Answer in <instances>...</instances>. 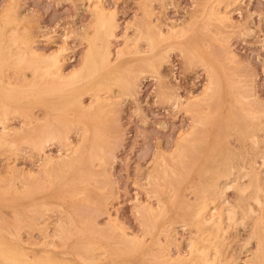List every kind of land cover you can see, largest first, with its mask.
<instances>
[{"label":"rangeland","instance_id":"1","mask_svg":"<svg viewBox=\"0 0 264 264\" xmlns=\"http://www.w3.org/2000/svg\"><path fill=\"white\" fill-rule=\"evenodd\" d=\"M213 1L215 0H102L100 5L101 2L98 3V0H0V26L4 23L5 27L3 25L1 27L5 29L4 33H7L0 35V88L3 84H11V82L10 86L17 88L15 100L8 99L11 104L6 110L7 113L2 114V108L0 107V234L5 242V249L8 250L9 247L14 248L16 246L15 249L19 251L22 249V252L28 254L30 258L48 254L55 256L58 261H66L65 263L68 264H174L176 259L189 257L188 240L195 239L197 236L194 234L197 235L198 230L195 226L190 225L191 215L186 205L189 206L190 203L194 204L200 200V187H202L207 174H209L208 171L212 167L210 163L212 158L210 157L215 152L220 153L226 145V148L232 146L236 149L241 148L243 145L245 148L247 145L245 148L247 158L252 160L256 158L257 168L262 171L263 192L261 196L264 197V141L254 151L252 144H250L251 141L246 139L247 135L241 137V133L231 131L232 125L235 124H239V127L247 132L249 128L256 126L258 123L264 131V0H229L228 2L227 0H216L212 4ZM220 2L223 3L220 4ZM94 3L97 4L94 5ZM94 6H103L110 15L114 14L112 15L114 17L113 34L108 36L107 41L110 57H112V68H116L113 69L112 74L118 73L123 77L130 78L131 85L129 88L132 89L129 91V88L124 90L119 85H112L109 87L110 89L107 88L108 91L110 90L107 93L106 88L89 87L85 90L86 93L84 92L85 94L82 95L83 108L79 111L71 109L62 114L63 120L53 122L52 109L36 101L33 96L31 87L39 80L32 74L33 67L26 61L19 62L18 56L21 50L23 52L29 49L30 52L32 51L30 55H36V53L53 55L56 52L61 60L63 74L70 75L71 72L80 69L84 63V56L88 52L89 39L96 34L94 33L97 27L95 15H97L98 8ZM211 6L213 7L211 8ZM207 7L214 10V16L212 15L214 13L211 14V9V12H209L211 15L206 13L209 11ZM91 9L95 10L94 13ZM222 13H228V15ZM12 15L17 16V18L12 17ZM207 15L210 16L207 17ZM220 15L230 16V19L228 18L226 21L223 18L219 21ZM194 25L195 28H193ZM170 26H173L174 29ZM222 26L226 28L223 29ZM203 28H206V30H203ZM12 29H16V34ZM175 29L177 30L175 31ZM10 32L12 35L14 34L15 38ZM148 33L153 34L158 39L155 48L147 38ZM214 34L218 35L215 36ZM227 35L228 38H226ZM9 37H13V39H9ZM18 37L20 38L17 39ZM217 38L219 40H215ZM10 41L15 43L12 44ZM219 43L220 45H218ZM150 44L151 47H149ZM134 45L136 46L134 47ZM32 48L37 50L35 54ZM12 51L17 54L19 52L18 56L17 54L14 56L15 54H12ZM60 53H62V56ZM116 54H118V57ZM143 57L144 59H142ZM231 60L233 63L230 62ZM150 65L154 67L152 68ZM235 71L237 74H235ZM3 73L5 76H3ZM3 77L4 79L6 77V79L4 80ZM244 83H247V85ZM240 84H242L241 87ZM104 96H107V99L103 98ZM176 97L177 99H174ZM96 99L99 101L97 102ZM202 99L204 102H202ZM185 104L186 106L183 107ZM256 106L259 107L256 108ZM248 109H250V112ZM228 114H230L229 118ZM258 114L260 115L258 116ZM232 116H234V119H232ZM236 118H239V120ZM98 119L100 120L98 121ZM44 124H52L54 130V135L47 140H42ZM227 125L232 127H229V129ZM191 129L194 130V133L200 131L203 133L193 134V130L190 131ZM263 131L258 132L259 135L263 134ZM186 132L191 133L189 135ZM186 134L188 135L186 136ZM5 135L7 136L5 137ZM183 135L186 136L185 140ZM263 136L264 134L260 137ZM200 138H202L201 141H199ZM238 139L240 141L242 139V141L240 142ZM80 140H83L81 144ZM33 142L36 144L33 145ZM191 144L195 145L196 148ZM83 145L85 147H82ZM178 149H182L183 153L179 154ZM174 150L175 152H173ZM256 154L263 156L260 157ZM47 155L48 157H46ZM50 158L51 161H49ZM70 161L74 162L73 167L70 166ZM201 164L204 165L202 169L200 168ZM43 169L50 175L45 171L43 172ZM155 170L156 172H153ZM170 171H173L174 174ZM151 172L154 173L155 177L150 174ZM198 172L201 174H198ZM103 175L105 178H103ZM149 175L152 181L149 180ZM155 178H158L157 181ZM78 181L80 183L85 181L84 186H82L83 183L80 184ZM6 189L8 190L6 191ZM72 189L75 190L72 191ZM99 189L101 194L98 192ZM78 190L80 192L83 190L84 195L83 192L79 193ZM195 194L198 195L196 198ZM236 194L235 189L230 188L227 191L231 203L238 199V194ZM263 197H261V204H256L251 199L246 204L248 207L250 203L253 209H257L247 218L248 225H246L249 226L248 228L245 227V224L243 226L241 224V228L240 226H238L239 228L231 226L234 229L229 227L228 232L225 234L226 237L224 236L225 239L223 238L224 241L222 240L223 252L221 257L225 259L221 258V264H251L252 261L255 264H264V252L260 256L257 255L261 249H264ZM102 198L107 202L102 201ZM31 210H33V213ZM239 215L242 216L243 212L240 211ZM186 217H189V220ZM177 222L185 223L189 228L185 227V224H178ZM115 224L119 229L114 227ZM122 228L123 230H121ZM259 228L261 230H258ZM98 246L103 247L99 248ZM124 246H131L133 250L126 252L120 250L125 248ZM46 250L48 251L46 252ZM159 252L162 256L159 255ZM105 259L106 261H104ZM0 264L20 263L10 262L0 255Z\"/></svg>","mask_w":264,"mask_h":264},{"label":"bare ground","instance_id":"2","mask_svg":"<svg viewBox=\"0 0 264 264\" xmlns=\"http://www.w3.org/2000/svg\"><path fill=\"white\" fill-rule=\"evenodd\" d=\"M102 1V0H101ZM100 0H98V3H100L101 2ZM216 1V0H215ZM215 1H213L212 2V4L215 2ZM229 0H227V2H228ZM226 2V1H225ZM221 3H223V2H220V4ZM97 3H94V5H96ZM102 4V2L100 3V5ZM217 4V3H216ZM215 4V5H216ZM99 5V6H100ZM208 5H210V4H208ZM207 5V6H208ZM214 5V6H215ZM98 6V5H97ZM104 6V5H103ZM96 7V6H94V7H96V8H98L97 10H98V12H97V15H95V14H93V15H95L96 16V25H97V27H96V32H94V33H96L93 37H90V43L88 42V46H87V48H88V52H86V55L84 56V63H83V65H81L82 67L80 68V69H78V70H75L74 72H71L72 74H70V75H65V74H63V72H62V70H61V60H60V58H59V55H57L56 54V52H55V54H53V55H51V54H49V55H42V54H37L36 53V55H30V53L32 52H30V49L28 50V51H23L22 52V50H21V52H20V54H19V52H18V54H19V56H18V54L17 53H14L13 51H12V54L14 53L15 55L14 56H16V54H17V56L19 57V62L20 61H26L30 66H32L33 67V76L35 77V78H38L39 80H38V82L37 83H34L33 85H32V87H31V89H32V91H33V96L35 97V100L36 101H38V102H41V103H43L44 105H46V106H48V107H50L49 109H52V111H53V122L55 121V120H57V121H60V120H63L62 119V114L63 113H67L69 110H74V111H79L81 108H83L84 106H83V100H82V95H83V93L85 92V90L86 89H88L89 87L90 88H95V87H97L98 89H105L106 88V90H107V88L108 89H110L109 87H111L112 85H119V87L120 88H122V89H128L129 88V86L131 85V80H130V78H128V77H123L121 74H115V75H113L112 73L114 72V70L113 69H116V68H112V63H111V58L112 57H110V50H109V45H108V36L109 35H111V34H113L112 32H113V28H114V17L112 16V15H114V14H111L110 15V13H108L107 11H106V9H104V7L106 6H104V7ZM204 6V5H203ZM93 7V8H94ZM107 7V6H106ZM213 6H211V8H212ZM211 8H208L207 7V9H209V11H205L207 14H210L209 12H211ZM108 9V8H107ZM211 9V10H210ZM220 9H222V8H220ZM92 10V9H91ZM205 10V9H204ZM93 11V10H92ZM95 11V10H94ZM94 11H93V13H94ZM201 11V10H200ZM203 11V10H202ZM223 11V10H222ZM221 11V12H222ZM220 12V11H219ZM219 12H217L218 14H219ZM212 13H214V10H212V12H211V14ZM216 13V14H217ZM199 14V13H198ZM210 14V15H211ZM221 14V13H220ZM223 15L225 14V15H228V13L226 14V13H222ZM201 15V14H200ZM203 15V14H202ZM210 15H207V17L208 16H210ZM213 16L215 15V13L214 14H212ZM221 17L220 18H218V20L220 21V19H226V21H227V19L230 17V16H228V17H226V16H222V15H220ZM12 17H15V16H13L12 15ZM197 17V16H196ZM205 17V16H204ZM216 17V16H215ZM217 17H218V15H217ZM9 18V17H8ZM15 18H17V16L15 17ZM195 18V17H194ZM13 19V18H12ZM200 19V18H199ZM210 19H211V17H210ZM217 19V18H216ZM216 19H215V22H216ZM230 19V18H229ZM8 21V20H7ZM13 21V20H12ZM94 21H95V19H94ZM209 21V20H208ZM221 21H223V20H221ZM6 22V21H5ZM17 22V21H16ZM15 22V23H16ZM195 22V21H194ZM7 23V22H6ZM9 23V22H8ZM12 23V22H11ZM10 23V24H11ZM116 23V22H115ZM155 23V22H154ZM217 23H218V21H217ZM223 23V22H222ZM231 23V22H230ZM4 23H2L1 24V26L3 25ZM13 24V23H12ZM17 24V23H16ZM15 24V26H17ZM93 24H94V22H93ZM149 24V23H148ZM7 25V24H6ZM118 25V24H117ZM150 25V24H149ZM156 25V24H155ZM220 25H222V24H220ZM231 25V24H230ZM0 26V27H1ZM4 26V25H3ZM14 26V27H15ZM142 26V25H141ZM151 26V25H150ZM202 26H204V25H202ZM228 26V25H227ZM5 27V26H4ZM7 27H8V25H7ZM12 27V26H11ZM94 27V26H93ZM143 27V26H142ZM147 27V26H146ZM157 27H159V26H157ZM171 27V26H170ZM209 27V26H208ZM223 27V26H222ZM2 28V27H1ZM0 28V29H1ZM17 28V27H16ZM171 28H173L174 29V27L172 26ZM175 28H176V26H175ZM193 28H195V25H194V27ZM201 28V27H200ZM207 28V27H206ZM206 28L204 29L203 28V30H206ZM213 28H215V27H213ZM226 28V27H225ZM224 27H223V29H225ZM6 29H8V28H6ZM148 29V28H147ZM173 29H171V30H173ZM182 29V28H181ZM4 28H2V31H1V34L0 35H2L3 33H4ZM13 30V29H12ZM11 30V31H12ZM15 30V31H14ZM13 30V32L15 33V32H17L16 31V29H14ZM144 30H146V29H144ZM163 30V29H162ZM177 29H175V31H176ZM201 30V29H200ZM149 31V30H148ZM159 31V30H158ZM170 31V30H169ZM218 31V30H217ZM226 31V30H225ZM151 32V31H150ZM181 32V31H180ZM195 32V31H194ZM222 32H224L223 30H222ZM244 32V31H243ZM11 33V32H10ZM160 33V32H159ZM192 33V32H191ZM211 33V32H210ZM212 33H215V32H212ZM4 34H7V33H4ZM16 34V33H15ZM139 34H140V32H139ZM147 34V33H146ZM224 34V33H223ZM11 35H12V33H11ZM14 35V34H13ZM12 35V36H13ZM117 35V34H116ZM180 35V34H179ZM196 35V34H195ZM215 35V34H214ZM216 35H218V34H216ZM215 35V36H216ZM220 35V34H219ZM6 36V35H5ZM140 36H141V34H140ZM214 36V37H215ZM221 36H222V34H221ZM7 37H8V35H7ZM14 37V36H13ZM13 37H9V39H13ZM21 37V36H20ZM20 37H18L17 39H19ZM209 37V36H208ZM229 36L227 35V37L226 38H228ZM15 38V37H14ZM147 38L149 39V42L152 44V46L155 48V43L158 41V39H157V37L156 36H154L153 34H151V33H148V35H147ZM223 38V37H222ZM226 38H223V39H226ZM144 39H146V38H144ZM148 39H146L147 41H148ZM221 39V38H220ZM230 39V38H229ZM199 40H201L200 38H199ZM215 40H219L218 38L217 39H215ZM226 40H228V39H226ZM8 41V40H7ZM14 41L16 42V40L14 39ZM13 41V43L12 44H14L15 42ZM88 41V40H87ZM221 41V40H220ZM219 41V42H220ZM27 42V41H26ZM173 42V41H172ZM208 42H209V40H208ZM216 42V41H215ZM223 42H225L224 40H223ZM229 42V41H228ZM10 43V44H11ZM218 43V42H217ZM31 44V43H30ZM149 44V43H148ZM151 44H150V46L149 47H151ZM183 44V43H182ZM227 44V43H226ZM25 45H27V44H25ZM132 45V44H131ZM138 45V44H137ZM173 45V44H172ZM196 45H197V43H196ZM218 45H220V43L218 44ZM5 46V45H4ZM28 46V45H27ZM136 45H134V47H135ZM167 46V45H166ZM207 47H208V45H206ZM3 47V46H2ZM24 47V46H23ZM205 47V46H204ZM210 47V46H209ZM214 47V46H213ZM231 47V46H230ZM34 48V47H33ZM32 48V49H33ZM62 48V47H61ZM60 48V49H61ZM64 48V47H63ZM62 48V49H63ZM127 48H129V47H127ZM148 48V47H147ZM195 48V47H194ZM223 48H224V46H223ZM10 49V48H9ZM25 49V48H24ZM26 49H28V47H26ZM66 49V48H65ZM126 49V48H125ZM168 49V48H167ZM178 49V48H177ZM180 49V48H179ZM217 49V48H216ZM230 49V48H229ZM19 50V51H20ZM34 50V49H33ZM112 50H114V49H112ZM35 51L37 52V50H34V54H35ZM61 51V50H60ZM65 51V50H64ZM121 52H123L122 50H120ZM142 51V50H141ZM170 51H171V49H170ZM231 51V50H230ZM62 52V51H61ZM167 52H168V50H167ZM167 52H165V53H167ZM38 53H40V52H38ZM54 53V52H53ZM112 53V52H111ZM148 53V52H147ZM197 53V52H196ZM225 53V52H224ZM230 53V52H229ZM11 54V53H10ZM11 54V55H12ZM61 54V56H62V53H60ZM113 54V53H112ZM120 54V53H119ZM217 54V53H216ZM9 55V54H8ZM118 54H116V56H117ZM144 55V54H143ZM170 55V54H169ZM207 55V54H206ZM209 55H210V53H209ZM226 55V54H225ZM230 55H231V53H230ZM233 55V54H232ZM112 56V55H111ZM142 56V55H141ZM151 56V55H150ZM164 56V55H163ZM162 56V57H163ZM185 56V55H184ZM197 56V55H196ZM13 57V56H12ZM118 57V56H117ZM138 57V56H137ZM167 57H168V55H167ZM201 57V56H200ZM209 57V56H208ZM212 57H214V56H212ZM228 57V56H227ZM232 57V56H231ZM234 57H236V56H234ZM115 58V57H114ZM169 58V57H168ZM226 58V57H225ZM8 59V58H7ZM117 59V58H116ZM142 59H144V57L142 58ZM189 59V58H188ZM202 59V58H201ZM214 59V58H213ZM222 59V58H221ZM63 60V59H62ZM197 60V59H196ZM215 60V59H214ZM228 60H230V59H228ZM150 61V60H149ZM202 61V60H201ZM215 61H217V60H215ZM115 62V61H114ZM140 62H141V60H140ZM147 62V61H146ZM165 62V61H164ZM163 62V63H164ZM204 62V61H203ZM206 62H207V60H206ZM214 62V61H213ZM230 62H232V60L230 61ZM149 63V62H148ZM152 63V62H151ZM160 63H161V61H160ZM208 63V62H207ZM217 63V62H216ZM219 63V62H218ZM233 63V62H232ZM24 64V63H23ZM26 64V63H25ZM204 64V63H203ZM8 66H10L9 64H7ZM6 65V66H7ZM65 65V64H64ZM147 65V64H146ZM149 65V64H148ZM161 65V64H160ZM160 65H159V67H160ZM164 65V64H163ZM220 65V64H219ZM5 66V67H6ZM26 66V65H25ZM63 66V65H62ZM151 66V65H150ZM162 66V65H161ZM3 67H4V65H3ZM3 67H2V69H3ZM65 67V66H64ZM114 67H116L115 65H114ZM147 67V66H146ZM152 68L154 67V66H151ZM158 67V68H159ZM209 67V66H208ZM27 68V67H26ZM78 68V67H77ZM29 69V68H28ZM65 69V68H64ZM63 69V70H64ZM148 69V68H147ZM147 69H146V71H147ZM155 69V68H154ZM159 70H160V68H159ZM214 70V69H213ZM148 71H150V70H148ZM152 71V70H151ZM222 71V70H221ZM229 71V70H228ZM0 72H1V69H0ZM69 72V71H68ZM141 72V71H140ZM215 72V71H214ZM143 73V72H142ZM140 74V73H139ZM235 74H237L236 73V71H235ZM239 74V73H238ZM2 75V74H1ZM113 75V76H112ZM3 76H5V74L3 73ZM138 76V75H137ZM218 76V75H217ZM7 77V76H6ZM6 77H5V79H6ZM211 77V76H210ZM219 77V76H218ZM226 77V76H225ZM8 78V77H7ZM32 78V77H31ZM237 78V77H236ZM242 78V77H241ZM3 79H4V77H3ZM4 79V80H5ZM26 79V78H25ZM139 79V78H138ZM138 79H137V81H138ZM211 79V78H210ZM244 79V78H243ZM3 80V81H4ZM24 80V79H23ZM28 81V80H27ZM136 81V82H137ZM211 81V80H210ZM215 81V80H214ZM225 81V80H224ZM236 82V81H235ZM245 82V81H244ZM250 82V81H249ZM3 83V82H2ZM222 83H223V81H222ZM239 83V82H238ZM11 84H12V82H11ZM11 84H3L2 86H1V88H0V107L2 108V114L3 113H7L6 112V110L9 108V104H11V103H9L8 102V99L9 98H11V100L12 101H14L15 100V96H16V92H17V88L16 87H14L13 88V86H10ZM15 84V83H14ZM211 84V83H210ZM244 84H246L247 85V83H244ZM1 85V84H0ZM18 85V84H17ZM22 85V84H21ZM216 85V84H215ZM237 85V84H236ZM241 85L242 84H240V87H241ZM245 85V86H246ZM92 86V87H91ZM208 87V86H207ZM227 87V86H226ZM238 87V86H237ZM209 88V87H208ZM234 88V87H233ZM247 88H248V86H247ZM132 89V88H131ZM130 88H129V91L131 90ZM239 89V88H238ZM244 89V88H243ZM26 90V89H25ZM121 90V89H120ZM119 90V91H120ZM225 90V89H224ZM244 90H246V89H244ZM100 91H102V90H100ZM105 91V90H104ZM104 91H103V93H104ZM108 91V90H107ZM110 91V90H109ZM109 91L107 92V93H109ZM240 91V90H239ZM247 91V90H246ZM122 92V91H121ZM242 92V91H241ZM249 92V91H248ZM247 92V93H248ZM30 93V92H29ZM86 93V92H85ZM84 93V94H85ZM93 93V92H92ZM91 93V94H92ZM97 93H99V92H97ZM106 93V92H105ZM106 93V94H107ZM131 93V92H130ZM205 93V92H204ZM232 93V92H231ZM243 93V92H242ZM250 93V92H249ZM20 94V93H19ZM89 94V93H88ZM95 94V93H94ZM118 94H120V93H118ZM117 94V95H118ZM123 94V93H122ZM207 94V93H206ZM205 94V95H206ZM244 94H246V93H244ZM252 94H253V96H254V93L252 92ZM26 95V94H25ZM109 95V94H108ZM203 95V94H202ZM232 95H234V94H232ZM240 95V94H239ZM251 95V94H250ZM101 96H103V95H101ZM177 96V95H176ZM201 96V95H200ZM209 96V95H208ZM227 96V95H226ZM235 96V95H234ZM252 96V95H251ZM23 97V96H22ZM32 97V96H31ZM93 97V96H92ZM96 97V96H95ZM99 97V96H98ZM173 96L171 95V98H172ZM202 97H204V96H202ZM211 97V96H210ZM103 98H106L107 99V96L105 97H103ZM110 98V97H109ZM179 98H181V97H179ZM205 98V97H204ZM203 98V99H204ZM225 98V97H224ZM101 99V98H100ZM170 99V98H169ZM174 99H177V97L176 98H174ZM189 99V98H188ZM203 99H202V102H204L203 101ZM207 99V98H206ZM230 99V98H229ZM239 99V98H238ZM251 99V98H250ZM253 99H255V98H253ZM252 99V100H253ZM97 100V102L99 101L98 99H96ZM103 100V99H102ZM172 100V99H171ZM210 100V99H209ZM105 101V100H104ZM189 101V100H188ZM200 101H201V97H200ZM240 101V100H239ZM86 102V101H85ZM94 102H96V101H94ZM112 102V101H111ZM110 102V103H111ZM185 102V101H184ZM191 102V101H190ZM232 102V101H231ZM234 102H237V101H234ZM257 102V101H256ZM255 102V103H256ZM101 103V102H100ZM175 103V102H174ZM176 103H177V100H176ZM181 103V102H180ZM206 103V102H205ZM221 103V102H220ZM224 103V102H223ZM228 103H230L229 101H228ZM238 103V102H237ZM254 103V102H253ZM31 104V103H30ZM33 104V103H32ZM113 104V103H112ZM184 104V103H183ZM232 104V103H231ZM240 104V103H239ZM238 104V105H239ZM252 104V103H251ZM40 105V104H39ZM44 105H42V106H44ZM88 105V104H87ZM90 105H92L91 103H90ZM108 105V104H107ZM106 105V106H107ZM177 105V104H176ZM188 105H190V104H188ZM202 105V104H201ZM229 105V104H228ZM250 105V104H249ZM255 105V104H254ZM253 105V106H254ZM258 105V104H257ZM22 106H24V105H22ZM34 106V105H33ZM86 106V105H85ZM93 106H95V105H93ZM180 106H182V105H180ZM184 106H186V104L185 105H183V107ZM209 106V105H208ZM230 106V105H229ZM26 107V106H25ZM45 107V106H44ZM88 107V106H87ZM96 107V106H95ZM105 107V106H104ZM111 107V106H110ZM206 108H207V106H205ZM236 107V106H235ZM238 107H241V106H238ZM250 107V106H249ZM257 107H259V106H256V108ZM260 107H261V105H260ZM43 108V107H42ZM47 108V107H46ZM86 108V107H85ZM94 108V107H93ZM102 108H103V106H102ZM112 108V107H111ZM190 108V107H189ZM188 108V109H189ZM203 108V107H202ZM232 108H234L233 106H232ZM255 108V107H254ZM263 108V107H262ZM27 109V108H26ZM25 109V110H26ZM100 109V108H99ZM104 109V108H103ZM192 109V108H191ZM201 109V108H200ZM230 109V108H229ZM229 109H227V110H229ZM240 109H242V108H240ZM259 109V108H258ZM31 110V109H30ZM88 110V109H87ZM249 110V112H250V109H248ZM257 110V109H256ZM261 110V109H260ZM48 111V110H47ZM98 111V110H97ZM187 111V110H186ZM203 111V110H202ZM230 111V110H229ZM232 111H234V110H232ZM246 111V110H245ZM252 111V110H251ZM264 111V110H263ZM188 112V111H187ZM192 112V111H191ZM193 112H195V111H193ZM204 112V111H203ZM227 112V111H226ZM248 112V111H247ZM253 112H255V111H253ZM32 113V112H31ZM44 113H45V111H44ZM105 113V112H104ZM202 113V112H201ZM228 113V112H227ZM232 113V112H231ZM241 113V112H240ZM245 113V112H244ZM256 113V112H255ZM260 113H261V111H260ZM24 114V113H23ZM36 114V113H35ZM46 114V113H45ZM192 114V113H191ZM197 114H198V112H197ZM196 114V115H197ZM200 114V113H199ZM218 114V113H217ZM221 114V113H220ZM242 114V113H241ZM12 115V114H11ZM24 115H26V114H24ZM193 115V114H192ZM195 115V114H194ZM229 115L230 114H228V118H229ZM250 116H251V114H249ZM260 114H258V116H259ZM49 116V115H48ZM75 116V115H74ZM93 116V115H92ZM220 116V115H219ZM235 116V115H234ZM234 116H232L233 118L232 119H234ZM244 116V115H243ZM262 116V115H261ZM26 117V116H25ZM39 117V116H38ZM89 117V116H88ZM202 117V116H201ZM205 117L207 118V116L205 115ZM204 117V118H205ZM223 117V116H222ZM10 118V117H9ZM35 118V117H34ZM33 118V119H34ZM43 118V117H42ZM198 118V117H197ZM200 118V117H199ZM219 118V117H218ZM240 118V117H239ZM239 118H236L237 120H239ZM242 118V117H241ZM254 118V117H253ZM32 119V120H33ZM79 119V118H78ZM102 119V118H101ZM1 120V119H0ZM4 120H5V118H4ZM8 120V119H7ZM87 120V119H86ZM85 120V121H86ZM100 119H98V121H99ZM104 120V119H103ZM196 120V119H195ZM198 120H200V119H198ZM221 120V119H220ZM243 120V119H242ZM258 120V119H257ZM3 121V120H2ZM38 121V120H37ZM197 121V120H196ZM206 121V120H205ZM216 121H217V119H216ZM230 121V120H229ZM235 121V120H234ZM254 121V120H253ZM52 122V123H53ZM193 122H194V120H193ZM204 122V121H203ZM233 122V121H232ZM237 122V121H236ZM33 123V122H32ZM39 123V122H38ZM37 123V124H38ZM88 123V122H87ZM199 123V122H198ZM230 123V122H229ZM253 123V122H252ZM257 123V122H256ZM5 124H6V122H5ZM76 124V123H75ZM205 124V123H204ZM220 124V123H219ZM254 124V123H253ZM260 124H262L261 122H260ZM3 125V124H2ZM8 125V124H7ZM36 125V124H35ZM62 126H63V124H61ZM80 125H82V124H80ZM100 125H101V123H100ZM196 125V124H195ZM224 125H226V124H224ZM224 125H222V126H224ZM232 125V124H231ZM250 125V124H249ZM255 125V124H254ZM33 126V125H32ZM78 126H79V124H78ZM93 126V125H92ZM214 126V125H213ZM233 126V127H232ZM232 126H228L227 125V127L229 128H231L232 127V129H231V131H233V132H239V133H241V137H243L244 135H247L248 136V138H247V136H246V139H249L251 142H250V144H252V149L255 151V150H257L259 147H260V143H262V141H264V136L263 137H260V136H262L263 134H261V135H259V133L258 132H260L261 130L263 131V128L262 127H260V125H259V123L258 124H256V126H254V127H252V128H249V126H248V128H249V130H247V132L245 131L244 132V130L242 129V128H240L239 126V124H235V125H232ZM241 126H243V125H241ZM258 126V127H257ZM29 127V126H28ZM74 127V126H73ZM84 127V126H83ZM9 128V127H8ZM33 128V127H32ZM93 128V127H92ZM190 128H192V127H190ZM198 128V127H197ZM220 128V127H219ZM226 128V127H225ZM229 128V129H230ZM247 128V127H246ZM245 128V129H246ZM7 129V128H6ZM83 129V128H82ZM81 129V130H82ZM217 129V128H216ZM234 129V130H233ZM9 130V129H8ZM193 129H191L190 131H192ZM199 130H200V128H199ZM202 130V129H201ZM226 130V129H225ZM54 130L52 129V124H44L43 125V128H42V134H43V139L42 140H47V139H49L50 137H52L53 135H54V132H53ZM57 131V130H56ZM62 131V130H61ZM83 131H84V129H83ZM109 131V130H108ZM196 131V130H195ZM228 131V130H227ZM20 132V131H19ZM38 132H40V131H38ZM68 132H69V130H68ZM91 132V131H90ZM103 132V131H102ZM202 131H200L199 133H201ZM223 132V131H222ZM264 132V131H263ZM8 133V132H7ZM23 133V132H22ZM186 133H188V132H186ZM190 133L191 132H189L188 134L190 135ZM196 133H198V132H196ZM196 133H194V130H193V134H196ZM198 133V134H199ZM203 133V132H202ZM230 133H232V132H230ZM10 134V133H9ZM18 134V133H17ZM16 134V135H17ZM84 134V133H83ZM184 134V133H183ZM188 134H186V136L188 135ZM192 134V135H193ZM226 134H227V132H226ZM228 134H229V132H228ZM235 134V133H234ZM11 135V134H10ZM19 135V134H18ZM21 135V134H20ZM58 135V134H57ZM66 135V134H65ZM90 135H91V133H90ZM185 135V134H184ZM183 135V136H184ZM217 135V134H216ZM216 135H215V137H216ZM236 135H237V133H236ZM7 135H5V137H6ZM29 136V135H28ZM61 136V135H60ZM108 136V135H107ZM186 136H184V140H185V137ZM194 136H199V135H194ZM222 136V135H221ZM9 137V136H8ZM109 137V136H108ZM226 137V136H225ZM240 137V138H241ZM66 138V137H65ZM82 138V137H81ZM199 138V137H198ZM217 138H218V136H217ZM238 138V137H237ZM239 138V139H240ZM262 138V139H261ZM7 139V138H6ZM5 139V140H6ZM9 139V138H8ZM7 139V140H8ZM18 139V138H17ZM68 139V138H67ZM83 140H84V138H82ZM105 139H106V137H105ZM104 139V140H105ZM181 139V138H180ZM183 139V138H182ZM192 139V138H191ZM201 139L202 138H200V140L199 141H201ZM238 139V141H240ZM245 139V140H246ZM6 140V141H7ZM32 140V139H31ZM40 140V139H39ZM83 140H80V144H81V141L83 142ZM88 140V139H87ZM177 140H179V139H177ZM189 140V139H188ZM196 140H197V138H196ZM224 140V139H223ZM51 141V140H50ZM64 141V140H63ZM67 141V140H66ZM195 141V140H194ZM199 141H198V143H199ZM212 141V140H211ZM227 141V140H226ZM241 141H242V139H241ZM240 141V142H241ZM247 141V140H246ZM9 142V141H8ZM13 142V141H12ZM20 142V141H19ZM184 142V141H183ZM190 142V141H189ZM202 142H204V141H202ZM216 142V141H215ZM219 142V141H218ZM224 142V141H223ZM14 143H15V141H14ZM13 143V144H14ZM32 143V142H31ZM47 143V142H46ZM89 143V142H88ZM179 143H180V141H179ZM178 143V144H179ZM214 143V142H213ZM226 143V142H225ZM244 143V142H243ZM246 143V142H245ZM36 143H34L33 142V145H35ZM79 144V145H80ZM103 144V143H102ZM101 144V145H102ZM189 144V143H188ZM219 144V143H218ZM223 144V143H222ZM37 145H40V144H37ZM43 145H45V144H43ZM47 145V144H46ZM104 145V144H103ZM192 146H193V144H191ZM206 145H208L207 143H206ZM221 145V144H220ZM230 145V144H229ZM228 145V146H229ZM238 145H240V144H238ZM195 146V145H194ZM193 146V147H194ZM198 146V145H197ZM213 146V145H212ZM215 146H216V144H215ZM72 147V146H71ZM75 147V146H74ZM82 147H85V145H83ZM87 147V146H86ZM105 147V146H104ZM103 147V148H104ZM192 147V148H193ZM199 147V146H198ZM220 147V146H219ZM226 147H227V145H226ZM225 147V149H222V151L220 152V153H214V155H212V157H210V158H212V160H208L211 164H212V167H210V171H208V173L209 174H207V178L205 179V177H204V182H203V184H202V187H200L201 188V190H200V200H198L197 201V203L195 202L194 204H192V203H190V205L188 206V205H186V207H187V209L190 211V215H191V222H190V225H193V226H195L196 227V229L198 230L197 232V235L196 234H194L195 236H197L195 239H192L191 241L190 240H188L189 242H188V244H189V248H190V253H188V251H187V253L188 254H190L189 255V257H186L185 256V258L184 259H176V261L174 262V264H221L222 263V260H221V255H222V249H223V247H222V240H223V238H224V236L226 237V232H228V229H229V227H231V226H236V227H238V226H240L241 224H242V226L245 224V227H247V218L250 216V215H252L253 214V212H255L254 210H257V209H253V206H252V204H250L249 203V205H248V207L246 206V204H248L247 202L251 199V200H253L256 204L257 203H260L261 204V197H263V196H261L262 195V192H263V182H262V171H260L259 170V168H257V163L258 162H256V158H254V160H252V159H249V158H247V156H246V153H245V148L247 147V145H246V147L244 148V145L243 146H241V148L239 147V149H236V148H232V146H229L228 148H226ZM41 148V147H40ZM43 148V147H42ZM41 148V149H42ZM81 148V147H80ZM102 148V149H103ZM177 148H178V146H177ZM176 148V149H177ZM195 148H196V146H195ZM202 148V147H201ZM201 148H200V150H201ZM251 148V147H250ZM79 149V148H78ZM77 149V150H78ZM184 149V148H183ZM204 149V148H203ZM213 149V148H212ZM218 149V148H217ZM76 150V151H77ZM82 150V149H81ZM180 152H179V154H182L183 153V150L182 149H178ZM221 150V149H220ZM251 151V150H250ZM75 152V151H74ZM79 152H81V151H79ZM173 152H175V150L173 151ZM185 152V151H184ZM247 152V151H246ZM261 152V151H260ZM72 153V152H71ZM86 153V152H85ZM107 153V152H106ZM178 153V152H177ZM176 153V154H177ZM196 153V152H195ZM200 153H201V151H200ZM248 153V152H247ZM250 153V152H249ZM252 153V152H251ZM67 154V153H66ZM65 154V155H66ZM83 154V153H82ZM109 154V153H108ZM173 154V153H172ZM190 154V153H189ZM192 154V153H191ZM209 154V153H208ZM75 155V154H74ZM93 155V154H92ZM184 155V154H183ZM188 155V154H187ZM193 155V154H192ZM256 155H258V156H263V155H259V154H256ZM185 156V155H184ZM199 156V155H198ZM211 156V155H210ZM46 157H48V155L46 156ZM46 157H45V159H46ZM72 157V156H71ZM77 157V156H76ZM163 157V156H162ZM169 157H170V155H169ZM176 157V156H175ZM175 157H174V159H175ZM178 157V156H177ZM251 157V156H250ZM256 157V156H255ZM66 158V157H65ZM80 158V157H79ZM264 158V157H263ZM263 158H262V160H263ZM67 159V158H66ZM71 159V158H70ZM178 159V158H177ZM192 159H194V158H192ZM191 159V160H192ZM204 159H206V158H204ZM54 159H52V161H53ZM61 160V159H60ZM97 160V159H96ZM49 161H51V158H50V160ZM92 161V160H91ZM95 161V160H94ZM100 161V160H99ZM179 161H180V159H179ZM189 162H190V160H188ZM187 161V162H188ZM264 161V160H263ZM47 162V161H46ZM54 162H55V160H54ZM68 162V161H67ZM161 162H163V161H161ZM56 163H58V162H56ZM77 163V162H76ZM95 163H97V162H95ZM102 163V162H101ZM176 163V162H175ZM181 163V162H180ZM185 163V162H184ZM54 164V163H53ZM70 166L71 167H73L74 166V162H71L70 161ZM58 165V164H57ZM63 165V164H62ZM95 165H98V164H95ZM102 165V164H101ZM106 165V164H105ZM167 165V164H166ZM197 165V164H196ZM202 165V164H201ZM66 166V165H65ZM69 166V167H70ZM76 166V165H75ZM181 166V165H180ZM185 166V165H184ZM207 166V165H206ZM210 166V165H209ZM42 167L44 168V166L42 165ZM70 167V168H71ZM81 167H83V166H81ZM101 167V166H100ZM103 167V166H102ZM162 167H163V165H162ZM202 167H204V165H202L200 168L202 169ZM48 168V167H47ZM60 168V167H59ZM158 168H160L159 166H158ZM165 168V167H164ZM168 168H169V166H168ZM174 168H176V167H174ZM167 169V168H166ZM181 169V168H180ZM183 169V168H182ZM53 170V169H52ZM85 170V169H84ZM102 170V169H101ZM104 170V169H103ZM168 170H170V169H168ZM172 170V169H171ZM209 170V169H208ZM262 170V169H261ZM18 171V170H17ZM45 170L43 169V172H44ZM48 171H50V170H48ZM69 171V170H68ZM83 171V170H82ZM96 171V170H95ZM159 171H160V169H159ZM165 171H167V170H165ZM180 171V170H179ZM183 171V170H182ZM200 171V170H199ZM26 172V171H25ZM25 172H24V175H25ZM46 172V171H45ZM58 172H59V170H58ZM62 172H63V170H62ZM92 172H94V171H92ZM153 172H156V170L155 171H153ZM164 172V171H163ZM171 172V171H170ZM177 172V171H176ZM27 173H28V171H27ZM32 173V171L30 172V174ZM46 173H48V172H46ZM66 173V172H65ZM80 173V172H79ZM89 173V172H88ZM103 173H104V171H103ZM160 173H161V171H160ZM171 173H173V171L171 172ZM202 173H203V171H202ZM205 173H207V171H205ZM23 174V173H22ZM33 174H34V172H33ZM85 174V173H84ZM101 174V173H100ZM150 174H154V173H150ZM168 174V173H167ZM167 174H165V175H167ZM174 174V173H173ZM172 174V175H173ZM198 174H201V173H199L198 172ZM35 175V174H34ZM48 175H50L49 173H48ZM79 175V174H78ZM147 175V174H146ZM104 176V175H103ZM154 176V175H153ZM24 177V176H23ZM28 177V176H27ZM35 177V176H34ZM38 177V176H37ZM44 177H45V175H44ZM86 177V176H85ZM155 177V176H154ZM36 178V177H35ZM41 178V177H40ZM52 178V177H51ZM101 178V177H100ZM103 178H105V176L103 177ZM159 178V177H158ZM158 178H155L156 179V181H157V179ZM161 178V177H160ZM168 178H169V176H168ZM32 179V178H31ZM34 179V178H33ZM46 179V178H45ZM80 179V178H79ZM151 178H150V175H149V180H150ZM154 179V178H153ZM162 179V178H161ZM172 179V178H171ZM199 179V178H198ZM92 180V179H91ZM200 180V179H199ZM25 181V180H24ZM23 181V182H24ZM46 181V180H45ZM85 181H87V180H85ZM85 181H82L81 183H83V185L82 186H84V182ZM88 181H89V179H88ZM87 181V182H88ZM105 181V180H104ZM150 181H152V180H150ZM69 182V181H68ZM79 182V181H78ZM108 182V181H107ZM106 182V183H107ZM169 182V181H168ZM201 182V181H200ZM80 183V182H79ZM80 183V184H81ZM158 183H159V181H158ZM192 183V182H191ZM25 184V183H24ZM164 184V183H163ZM169 184H171L170 182H169ZM186 184V183H185ZM196 184V183H195ZM88 185H89V183H88ZM100 185H101V183H100ZM156 185V184H155ZM190 185V184H189ZM27 186H29V185H27ZM94 186V185H93ZM104 186V185H103ZM165 186V185H164ZM170 186V185H169ZM174 186V185H173ZM188 186V185H187ZM72 187V186H71ZM74 187V186H73ZM81 187V186H80ZM158 187V186H157ZM160 187V186H159ZM191 187H193V186H191ZM199 187V186H198ZM14 188V187H13ZM105 188V187H104ZM165 188V187H164ZM171 188V187H170ZM235 189L236 190V192H237V200L234 202V203H231L230 201H229V199H228V196H227V191L229 190V189ZM10 190H11V188H9ZM17 189V188H16ZM20 189V188H19ZM27 189V188H26ZM69 189V188H68ZM67 189V190H68ZM108 189V188H107ZM107 189H105V190H107ZM168 189V188H167ZM172 189V188H171ZM191 189V188H190ZM193 189V188H192ZM8 189H6V191H7ZM21 190V189H20ZM24 190V189H23ZM73 190H75V189H72V191ZM98 190V189H97ZM164 190V189H163ZM195 190V189H194ZM193 190V191H194ZM13 191H14V189H13ZM86 191V190H85ZM18 192V191H17ZM66 192H68V191H66ZM70 192V191H69ZM78 192L79 193H81V192H83V190H81V192H80V190H78ZM98 192H100V194H101V191H100V189H99V191ZM185 192V191H184ZM198 192V191H197ZM48 193H50V192H48ZM61 193V192H60ZM63 193V192H62ZM75 193V192H74ZM166 193V192H165ZM45 194V193H44ZM163 194H164V192H163ZM189 194H191V193H189ZM38 195V194H37ZM41 195V194H40ZM56 195V194H55ZM66 195V194H65ZM73 195V194H72ZM75 195H77V194H75ZM82 195V194H81ZM83 195H84V192H83ZM173 195V194H172ZM188 195V194H187ZM193 195V194H192ZM39 196V195H38ZM48 196V195H47ZM52 196V195H51ZM69 196V195H68ZM67 196V197H68ZM80 196V195H79ZM97 196V195H96ZM185 196V195H184ZM198 196V195H197ZM196 196V194H195V198L197 197ZM230 196V195H229ZM36 197V196H35ZM55 197H57V196H55ZM65 197V196H64ZM73 198H74V196H72ZM1 198V197H0ZM9 198V197H8ZM53 198V197H52ZM59 198V197H58ZM58 198H57V201H58ZM72 198V199H73ZM75 198H76V196H75ZM78 198V197H77ZM106 198V197H105ZM264 198V197H263ZM60 199H61V197H60ZM70 199V198H69ZM79 199V198H78ZM86 199V198H85ZM103 199V198H102ZM184 199H185V197H184ZM191 199V198H190ZM189 199V200H190ZM12 200V199H11ZM66 200V199H65ZM81 200H83V199H81ZM105 199H103L102 201H104ZM188 200V199H187ZM193 200V199H192ZM234 200V199H233ZM4 201H6V200H4ZM22 201H24V200H22ZM27 201V200H26ZM64 201V200H63ZM74 201H75V199H74ZM80 201V200H79ZM78 201V202H79ZM91 201V200H90ZM100 201V200H99ZM161 201V200H160ZM171 201V200H170ZM170 201H169V203H170ZM262 201H263V199H262ZM25 202V201H24ZM23 202V203H24ZM61 202V201H60ZM67 202V201H66ZM68 202H69V200H68ZM72 202V201H71ZM98 202V201H97ZM101 202V201H100ZM104 202H107V201H104ZM162 202V201H161ZM48 203V202H47ZM73 203V202H72ZM80 203H81V201H80ZM99 203V202H98ZM159 203V202H158ZM13 204V203H12ZM22 204V203H21ZM79 204V203H78ZM82 204V203H81ZM104 204V203H103ZM106 204V203H105ZM165 204V203H164ZM163 204V205H164ZM182 204V203H181ZM18 205H20V204H18ZM87 205H89V204H87ZM162 205V206H163ZM50 206V205H49ZM80 206V205H79ZM83 206V205H82ZM102 206V205H101ZM106 206V205H105ZM149 206V205H148ZM158 206V205H157ZM161 206V205H160ZM173 206V205H172ZM177 206V205H176ZM179 206V205H178ZM177 206V207H178ZM258 206V205H257ZM264 206V205H263ZM48 207V206H47ZM99 207V206H98ZM154 207V206H153ZM185 207V206H184ZM254 207H256V206H254ZM40 208V207H39ZM50 207H48V209H49ZM74 208V207H73ZM85 208V207H84ZM160 208V207H159ZM32 209V208H31ZM72 209V208H71ZM94 209V208H93ZM156 209V208H155ZM182 209V208H181ZM180 209V210H181ZM262 209V208H261ZM50 210H51V208H50ZM81 210V209H80ZM79 210V211H80ZM83 210V209H82ZM81 210V211H82ZM102 210H103V207H102ZM142 210H143V208H142ZM157 210H159V209H157ZM163 210V209H162ZM30 211V210H29ZM32 211V213H33V210H31ZM63 211V210H62ZM107 211H108V209H107ZM106 211V212H107ZM159 211H161V210H159ZM240 211H242L243 212V215L242 216H238V214L240 213ZM261 211V210H260ZM67 213H68V211H66ZM88 212H89V210H88ZM102 212V211H101ZM151 212V211H150ZM74 213V212H73ZM83 213V212H82ZM81 213V214H82ZM156 213V212H155ZM163 213V212H162ZM179 213H180V211H179ZM183 213V212H182ZM185 213H186V211H185ZM189 213V212H188ZM263 213V212H262ZM17 214V213H16ZM38 214V213H37ZM64 214H66V213H64ZM84 214V213H83ZM92 214H94V213H92ZM143 214V213H142ZM257 214V213H256ZM39 215H40V213H39ZM68 215H70V214H68ZM88 215H89V213H88ZM111 215V214H110ZM151 215V214H150ZM158 215V214H157ZM178 215V214H177ZM189 215V214H188ZM254 215H255V213H254ZM42 216V215H41ZM64 216H67V215H64ZM112 216V215H111ZM159 216V215H158ZM256 217H257V215H255ZM14 217V216H13ZM33 217V216H32ZM36 217V216H35ZM68 217V216H67ZM75 217V216H74ZM77 217H79V216H77ZM81 217V216H80ZM143 217V216H142ZM176 217V216H175ZM181 217V216H180ZM185 217V216H184ZM260 217V216H259ZM69 218V217H68ZM72 218V217H71ZM82 218H83V216H82ZM96 218V217H95ZM145 218H147V217H145ZM149 218V217H148ZM147 218V219H148ZM187 218V217H186ZM255 218V217H254ZM63 219V218H62ZM89 219V218H88ZM144 219V218H143ZM160 219V218H159ZM178 219V218H177ZM188 220H189V217L187 218ZM250 219V218H249ZM32 220H33V218H32ZM83 221H84V219H82ZM171 220V219H170ZM174 220V219H173ZM183 220V219H182ZM182 220H180V221H182ZM255 220H256V218H255ZM22 221H24V220H22ZM34 221V220H33ZM38 221V220H37ZM64 221V220H63ZM67 221V220H66ZM69 221V220H68ZM79 221V220H78ZM83 221H81V222H83ZM111 221H112V219H111ZM144 221V220H143ZM175 221V220H174ZM259 221V220H258ZM20 222V221H19ZM31 222V221H30ZM38 222H40V221H38ZM45 222V221H44ZM80 222V221H79ZM165 222V221H164ZM176 222V221H175ZM183 222V221H182ZM182 222H179V223H182ZM184 222H185V220H184ZM189 222H188V224H189ZM253 222V221H252ZM32 223V222H31ZM75 223V222H74ZM89 223V222H88ZM117 223H119V222H117ZM170 223V222H169ZM174 223V222H173ZM178 223V222H177ZM178 223V224H179ZM186 223H187V221H186ZM260 223V222H259ZM18 224V223H17ZM28 224V223H27ZM26 224V225H27ZM46 224V223H45ZM70 224V223H69ZM77 224V223H76ZM98 224V223H97ZM96 224V225H97ZM152 224V223H151ZM182 224H185V223H182ZM247 224V225H246ZM8 225V224H7ZM19 225V224H18ZM29 225V224H28ZM38 225H39V223H38ZM60 225H62V223H60ZM177 225V224H176ZM187 224H185L184 226L185 227H188V225L186 226ZM255 225V224H254ZM31 226V225H30ZM56 226V225H55ZM65 225L63 224V227H64ZM146 226V225H145ZM168 226V225H167ZM183 226V227H184ZM253 226V225H252ZM21 227H22V225H21ZM37 227V226H36ZM62 227V228H63ZM67 227V226H66ZM77 227V226H76ZM100 227V226H99ZM114 227L116 228L117 227V224H115L114 225ZM161 227V226H160ZM173 227V226H172ZM249 227V226H248ZM247 227V228H248ZM253 227H255V226H253ZM263 227V226H262ZM9 228V227H8ZM42 228V227H41ZM41 228H39V229H41ZM68 228V227H67ZM90 228V227H89ZM109 228V227H108ZM118 229H119V227H117ZM156 228V227H155ZM189 228V227H188ZM232 229H234L233 227H231ZM239 228V227H238ZM240 228H241V226H240ZM257 228V227H256ZM255 228V229H256ZM14 229V228H13ZM19 229H21V228H19ZM32 229V228H31ZM60 229V228H59ZM65 229V228H64ZM71 229V228H70ZM106 229V228H105ZM151 229H152V227H151ZM164 229V228H163ZM173 229V228H172ZM253 229V228H252ZM32 230H34V229H32ZM38 230V229H37ZM46 230H47V228H46ZM76 230V229H75ZM79 230V229H78ZM87 230V229H86ZM114 230H116V229H114ZM121 230H123V228L121 229ZM254 230V229H253ZM252 230V231H253ZM258 230H261L260 228L258 229ZM263 230H264V228H263ZM44 231V230H43ZM61 231V230H60ZM69 231V230H68ZM148 231V230H147ZM158 232H159V229L157 230ZM164 231V230H163ZM166 231V230H165ZM20 232H21V230L19 231V234H20ZM45 232V231H44ZM47 232V231H46ZM65 232V231H64ZM82 232V231H81ZM111 232V231H110ZM193 232V231H192ZM195 232V231H194ZM260 232V231H259ZM18 233V232H17ZM31 233V232H30ZM59 233V232H58ZM256 233V232H255ZM262 233V232H261ZM46 234V233H45ZM124 234L126 235V233L124 232ZM128 234V233H127ZM156 234V233H155ZM158 234V233H157ZM156 234V235H157ZM1 235V234H0ZM52 235H53V233H52ZM57 235V234H56ZM60 235V234H59ZM90 235V234H89ZM129 235V234H128ZM255 235H257V234H255ZM10 236V235H9ZM46 236V235H45ZM64 236H66V235H64ZM73 236V235H72ZM122 236H124V235H122ZM144 236V235H143ZM149 236H150V234H149ZM171 236H173L172 234H171ZM258 236V235H257ZM56 237V236H55ZM169 237V236H168ZM194 237V236H193ZM193 237H191V238H193ZM3 237H2V235L0 236V255L1 256H3V258H6L8 261H10V262H18V263H20V264H68V263H65V262H61V261H58L56 258H55V256L53 257V256H51V255H48L47 253V255H42V256H39V257H34V258H30L29 257V255L28 254H26V253H24V252H22V249H21V251H19L18 249H15V247L14 248H11V247H9V249L7 250V249H5L4 248V244H5V242H4V240L2 239ZM16 238V237H15ZM22 238V237H21ZM53 238V237H52ZM70 238V237H69ZM119 238V237H118ZM129 238V237H128ZM127 238V239H128ZM135 238V237H134ZM73 239H75V238H73ZM121 239V238H120ZM133 239V238H132ZM159 239V238H158ZM172 239V238H171ZM225 239V238H224ZM10 240V239H9ZM32 241L34 240V239H31ZM49 240V239H48ZM123 240H126V239H123ZM138 240V239H137ZM153 240H154V237H153ZM257 240H258V238H257ZM21 241V240H20ZM38 241V240H37ZM39 241H41V240H39ZM45 241V240H44ZM59 241V240H58ZM122 241V240H121ZM126 241H128V240H126ZM151 241V240H150ZM224 241V240H223ZM260 241V240H259ZM10 242V241H9ZM8 242V243H9ZM72 242V241H71ZM129 242H130V240H129ZM148 242V241H147ZM131 243V242H130ZM152 243V242H151ZM160 243V242H159ZM264 243V242H263ZM13 244V243H12ZM15 244V243H14ZM26 244V243H25ZM46 244V243H45ZM102 244V243H101ZM113 244V243H112ZM137 244H139V243H137ZM106 245V244H105ZM104 245V246H105ZM158 245H160V244H158ZM157 245V246H158ZM35 246V245H34ZM60 246V245H59ZM65 246H68V245H65ZM97 246V245H96ZM106 246H109V245H106ZM136 246V245H135ZM134 246V247H135ZM140 246V245H139ZM224 246V245H223ZM263 246V245H262ZM36 247V246H35ZM85 247V246H84ZM90 247H91V245H90ZM94 247V246H93ZM99 248H102L103 246H98ZM125 247V246H124ZM145 247H146V245H145ZM39 248V247H38ZM42 248V247H41ZM96 248V247H95ZM98 248V249H99ZM107 248V247H106ZM161 248V247H160ZM187 248V247H186ZM260 248V247H259ZM44 249H45V247H44ZM74 249V248H73ZM64 250V249H63ZM96 250V249H95ZM94 250V251H95ZM104 250H105V248H104ZM112 250V249H111ZM114 250V249H113ZM120 250H122V251H124V252H126V251H130V250H133V247H131V246H128V247H125V248H122V249H120ZM144 250V249H143ZM172 250V249H171ZM260 250V249H259ZM48 250H46V252H47ZM60 251V250H59ZM101 251H103L102 249H101ZM108 251V250H107ZM161 251V250H160ZM168 251V250H167ZM186 251V250H185ZM41 252V251H40ZM79 252H81V251H79ZM106 252V251H105ZM111 252V251H110ZM114 252V251H113ZM150 252V251H149ZM255 252H257V251H255ZM264 252V249H261L260 250V252H259V254H257V255H261V253H263ZM39 253V252H38ZM101 253H103V252H101ZM100 253V254H101ZM116 253V252H115ZM145 253V252H144ZM107 254V253H106ZM254 254V253H253ZM61 255V254H60ZM90 256H91V254H89ZM141 255V254H140ZM150 255V254H149ZM159 255L160 256H162L161 254H160V252H159ZM167 255V254H166ZM264 255V254H263ZM96 256H97V254H96ZM103 256V255H102ZM127 256V255H126ZM160 256H159V258H160ZM182 256V255H181ZM100 257V256H99ZM163 257H164V255H163ZM172 257V256H171ZM170 257V258H171ZM254 257V256H253ZM82 258H83V256H82ZM93 258V257H92ZM95 258V257H94ZM97 258V257H96ZM114 258H116V257H114ZM113 258V259H114ZM224 258V257H223ZM222 258V259H223ZM260 258V257H259ZM261 258H262V256H261ZM84 259V258H83ZM89 259H90V257H89ZM104 259V258H103ZM111 259V258H110ZM148 259V258H147ZM225 259V258H224ZM251 259V258H250ZM258 259V258H257ZM62 260V259H61ZM66 260V259H65ZM149 260V259H148ZM249 260V259H248ZM95 261V260H94ZM93 261V262H94ZM104 261H106V259L104 260ZM227 261V260H226ZM225 261V262H226ZM247 261V260H246ZM83 262V261H82ZM113 262V261H112ZM128 262V261H127ZM224 262V261H223ZM228 262V261H227ZM259 262H260V260H259ZM262 262V261H261ZM70 263V262H69ZM104 263H106V262H104ZM163 263V262H162ZM96 264V263H95ZM128 264V263H127ZM154 264V263H153ZM173 264V263H172ZM247 264V263H246ZM251 264H255V262H253L252 261V263ZM258 264V263H257ZM263 264V263H262Z\"/></svg>","mask_w":264,"mask_h":264}]
</instances>
